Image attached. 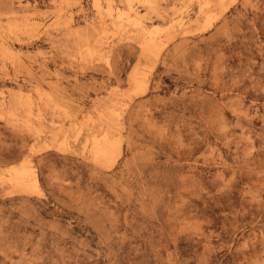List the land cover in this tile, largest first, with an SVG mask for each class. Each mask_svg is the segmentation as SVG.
<instances>
[{"label": "rangeland", "instance_id": "obj_1", "mask_svg": "<svg viewBox=\"0 0 264 264\" xmlns=\"http://www.w3.org/2000/svg\"><path fill=\"white\" fill-rule=\"evenodd\" d=\"M0 264H264V0H0Z\"/></svg>", "mask_w": 264, "mask_h": 264}, {"label": "bare ground", "instance_id": "obj_2", "mask_svg": "<svg viewBox=\"0 0 264 264\" xmlns=\"http://www.w3.org/2000/svg\"><path fill=\"white\" fill-rule=\"evenodd\" d=\"M140 1L146 2V3H151V0H140ZM130 8H131L132 11L138 13L137 8H135L133 4H130Z\"/></svg>", "mask_w": 264, "mask_h": 264}]
</instances>
